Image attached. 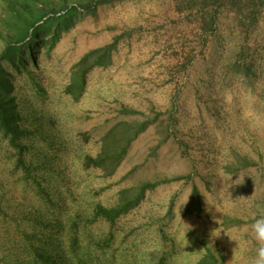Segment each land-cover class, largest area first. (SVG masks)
I'll return each mask as SVG.
<instances>
[{"label":"rangeland","instance_id":"1","mask_svg":"<svg viewBox=\"0 0 264 264\" xmlns=\"http://www.w3.org/2000/svg\"><path fill=\"white\" fill-rule=\"evenodd\" d=\"M73 6L68 28L40 24L18 44L25 65L2 61L28 135L21 153L0 130V264H198L208 252L249 264L244 230L264 213V6L253 23L223 9L211 33L171 0ZM4 12L0 0V56ZM87 56L77 99L80 82L67 90ZM143 122L112 175L85 167L115 125ZM145 184L115 222L97 213ZM194 187L201 211L189 214Z\"/></svg>","mask_w":264,"mask_h":264},{"label":"trees","instance_id":"2","mask_svg":"<svg viewBox=\"0 0 264 264\" xmlns=\"http://www.w3.org/2000/svg\"><path fill=\"white\" fill-rule=\"evenodd\" d=\"M5 3V12L2 14V25L6 32L7 39L10 45L5 49L0 56V130L8 137L9 143L12 147L19 149L22 153L24 147L22 139H24L28 132L23 129L21 122L22 118L17 111L15 99L13 97V83L12 76L7 72L3 66L2 61H7L12 67L18 68L17 63L25 65L26 56L31 55L29 50L19 48L18 44L23 43L28 37L32 40L39 38L41 25L49 24L50 30L52 25L59 26V29L64 25L68 28L77 13V7H67V2L72 0H3ZM75 1V0H73ZM122 1V0H118ZM176 5L178 11L189 9L196 12L195 21L199 25L202 33H211L214 31L218 20V14L225 9L226 11L234 12L242 17L244 20H249L251 23L255 22L253 15L257 14V10L264 6V0H171ZM60 6L65 14L56 16V9L54 3ZM100 3H107L108 0H99ZM41 4L43 6L38 7ZM50 16L52 18H50ZM58 29V30H59ZM59 32L56 34L58 35ZM111 50V48H109ZM99 54V58L95 62L97 65H105L102 61L107 59L110 51L98 50L95 53ZM94 53L89 54L92 56ZM81 60L77 65V72L73 76L72 84L69 86L67 93L74 96L72 88H77L78 99L81 96L84 88L86 72L92 68L88 63V57ZM33 58V57H32ZM94 65V64H93ZM149 124L143 123H119L110 129L101 140V149L95 158L86 157L84 161L85 167H95L104 172L106 176L112 175L120 163L122 162L128 146L134 141L137 136L143 133ZM246 165H249L246 163ZM243 164L240 168H243ZM237 169V168H236ZM234 173L235 169H230ZM154 187L153 185H143L137 189L136 194L133 191H125L120 195L117 205L112 209H104L98 207V214L113 223L120 216L127 214L134 209L144 196V192ZM200 196L196 187L193 188L192 201L187 207V213L200 212ZM198 264H220L217 258L208 252Z\"/></svg>","mask_w":264,"mask_h":264},{"label":"clouds","instance_id":"3","mask_svg":"<svg viewBox=\"0 0 264 264\" xmlns=\"http://www.w3.org/2000/svg\"><path fill=\"white\" fill-rule=\"evenodd\" d=\"M256 207L260 208L261 205H256ZM226 235L231 240L236 241L238 247L240 246L238 238L233 237L231 233ZM243 235L250 244L254 245V255L250 258L249 264H264V213L252 216L251 222L245 228Z\"/></svg>","mask_w":264,"mask_h":264}]
</instances>
